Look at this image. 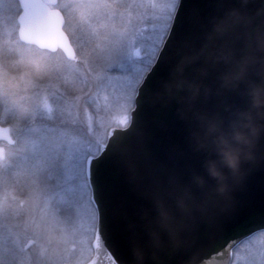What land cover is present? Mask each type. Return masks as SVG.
<instances>
[{"label": "water", "instance_id": "water-1", "mask_svg": "<svg viewBox=\"0 0 264 264\" xmlns=\"http://www.w3.org/2000/svg\"><path fill=\"white\" fill-rule=\"evenodd\" d=\"M48 3L19 0L17 36L71 58ZM84 171L96 225L83 264H230L264 229V0H178L127 124Z\"/></svg>", "mask_w": 264, "mask_h": 264}, {"label": "rangeland", "instance_id": "rangeland-1", "mask_svg": "<svg viewBox=\"0 0 264 264\" xmlns=\"http://www.w3.org/2000/svg\"><path fill=\"white\" fill-rule=\"evenodd\" d=\"M176 3L58 0L69 42L76 46L77 60L69 61L60 52L19 42L18 5L0 0V119L17 140L22 129L43 121L54 124L61 139L58 164L0 181V264H83L90 258L96 210L89 198L86 158L102 149L112 127L128 122L136 87ZM77 36L87 42L85 48L76 43ZM3 146L11 160L23 156L28 144ZM50 173L63 187L49 185ZM70 176L77 182L72 194L67 191ZM230 264H264V229L232 248Z\"/></svg>", "mask_w": 264, "mask_h": 264}, {"label": "snow or ice", "instance_id": "snow-or-ice-1", "mask_svg": "<svg viewBox=\"0 0 264 264\" xmlns=\"http://www.w3.org/2000/svg\"><path fill=\"white\" fill-rule=\"evenodd\" d=\"M10 4L15 6L19 3V0H8ZM29 11L25 13L27 17H31L37 14L33 9L39 6H29ZM23 11V8L21 9ZM76 43L81 49L86 47L87 42L77 36ZM76 46L69 42L66 45V49L71 56H75ZM5 123L0 119V125ZM64 124L61 123L60 129H63ZM57 127L49 121H43L38 127H26L21 130L19 140L11 137L10 130L0 126V145L5 143L16 145L21 141L26 142L28 147L26 148L24 155L15 159L8 160L3 149L0 148V161H5V166H0V181H13L23 174H32L37 171L39 166L48 165L55 166L61 159V139L58 136ZM78 163V162H77ZM105 178V164L102 160L95 161V166L91 164L88 166V182L94 186L99 185ZM49 185L52 187H63V182L60 181L54 174H49ZM55 182V183H53ZM68 193L77 192V182L75 176L68 178ZM260 227H264L262 222Z\"/></svg>", "mask_w": 264, "mask_h": 264}, {"label": "flooded vegetation", "instance_id": "flooded-vegetation-1", "mask_svg": "<svg viewBox=\"0 0 264 264\" xmlns=\"http://www.w3.org/2000/svg\"><path fill=\"white\" fill-rule=\"evenodd\" d=\"M57 1L58 0H56V3H57ZM56 3L55 4H49V6L51 7V8H53V7H56ZM17 5H18V10H17V15H16V23H17V28H16V30H15V35H16V38H17V31H18V27H19V24H18V20H17V18H18V16H19V14L21 13V6H20V4L19 3H17ZM56 8H58V7H56ZM62 12V11H61ZM63 13V12H62ZM65 23V22H64ZM61 28H62V30L65 32V34H66V36H67V38H68V35H67V33H66V31H65V29H64V24L61 26ZM68 40H69V38H68ZM28 45H31V44H28ZM56 45H58L57 43H56ZM32 46V45H31ZM35 47V46H34ZM36 49H38L39 51H43V52H46V53H50V54H55L56 52H60L61 54H63L62 53V51L58 48V46H56V48H54V49H43V48H38V47H35ZM64 56V55H63ZM73 59V61H76L77 60V58L74 56L73 58H68L67 60H72ZM1 163V162H0Z\"/></svg>", "mask_w": 264, "mask_h": 264}, {"label": "trees", "instance_id": "trees-1", "mask_svg": "<svg viewBox=\"0 0 264 264\" xmlns=\"http://www.w3.org/2000/svg\"><path fill=\"white\" fill-rule=\"evenodd\" d=\"M161 42H162V39H161ZM161 42H160V43H161ZM159 47H160V44L158 45V47H157V49H156V51H155V53H154V55H153V57H152V59H151L149 65L152 63L153 58H154V56H155V54H156V52H157V50H158ZM149 65L147 66V68L149 67ZM147 68L144 70L143 74L147 71ZM143 74H142V75H143ZM5 124H6V123H5Z\"/></svg>", "mask_w": 264, "mask_h": 264}]
</instances>
